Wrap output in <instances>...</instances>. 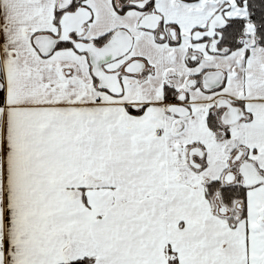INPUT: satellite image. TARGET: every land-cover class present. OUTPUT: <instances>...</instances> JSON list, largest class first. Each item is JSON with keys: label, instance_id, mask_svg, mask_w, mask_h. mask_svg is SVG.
<instances>
[{"label": "snow or ice", "instance_id": "snow-or-ice-1", "mask_svg": "<svg viewBox=\"0 0 264 264\" xmlns=\"http://www.w3.org/2000/svg\"><path fill=\"white\" fill-rule=\"evenodd\" d=\"M0 264H264V0H0Z\"/></svg>", "mask_w": 264, "mask_h": 264}]
</instances>
